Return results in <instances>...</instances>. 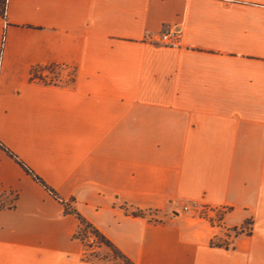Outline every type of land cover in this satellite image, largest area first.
<instances>
[{"label":"crops","instance_id":"1","mask_svg":"<svg viewBox=\"0 0 264 264\" xmlns=\"http://www.w3.org/2000/svg\"><path fill=\"white\" fill-rule=\"evenodd\" d=\"M68 207L130 264H264V0L6 1L0 264H124Z\"/></svg>","mask_w":264,"mask_h":264},{"label":"built area","instance_id":"2","mask_svg":"<svg viewBox=\"0 0 264 264\" xmlns=\"http://www.w3.org/2000/svg\"><path fill=\"white\" fill-rule=\"evenodd\" d=\"M180 37L181 30L178 26L164 28L162 32L157 37V43L169 47V48H179L180 47ZM4 43V33L1 38V52L3 49ZM181 211L190 217L196 218H211L214 221V224H217L218 217L213 213H216V209H212L198 201H186L181 206ZM212 214L214 216H212ZM212 216V217H211Z\"/></svg>","mask_w":264,"mask_h":264},{"label":"trees","instance_id":"3","mask_svg":"<svg viewBox=\"0 0 264 264\" xmlns=\"http://www.w3.org/2000/svg\"><path fill=\"white\" fill-rule=\"evenodd\" d=\"M4 2L5 0H0V17L2 16V11L4 10ZM12 156V155H11ZM24 169L39 183L43 184L42 181L36 177L27 167H24ZM44 185V184H43ZM45 186V185H44ZM48 192L52 194L54 197H56L55 193L51 190L48 189ZM67 206V204H65ZM66 213L73 214L77 217L79 221V227L76 230L74 234V239H78L80 242L84 244V241H88V236L87 234H92L101 244L109 248L112 252V256L114 258H117L124 264H130L119 252L114 249V247L102 236L100 235L90 224L85 222L79 215H77L74 210H67ZM251 223L249 221H246L240 228L232 230V233L234 234H241V233H247L250 230Z\"/></svg>","mask_w":264,"mask_h":264},{"label":"rangeland","instance_id":"4","mask_svg":"<svg viewBox=\"0 0 264 264\" xmlns=\"http://www.w3.org/2000/svg\"><path fill=\"white\" fill-rule=\"evenodd\" d=\"M6 1L4 2V10L2 11V14L4 15V12H5V5H6ZM69 206V205H68ZM69 208V207H68ZM68 210H71V208H69ZM193 218H196V217H193ZM88 236V241L85 240L84 241V248L86 250V253H87V257L91 258V259H95V258H98L100 261H107V258L109 256L113 257L112 256V252L109 248H107L106 246H104L103 244H101L92 234H87ZM103 247L104 248V251H105V255H101L99 256L98 254V249Z\"/></svg>","mask_w":264,"mask_h":264}]
</instances>
